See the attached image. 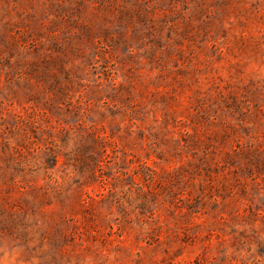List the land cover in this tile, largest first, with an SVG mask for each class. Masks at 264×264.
Masks as SVG:
<instances>
[{
    "label": "rangeland",
    "instance_id": "obj_1",
    "mask_svg": "<svg viewBox=\"0 0 264 264\" xmlns=\"http://www.w3.org/2000/svg\"><path fill=\"white\" fill-rule=\"evenodd\" d=\"M0 264H264V0H0Z\"/></svg>",
    "mask_w": 264,
    "mask_h": 264
}]
</instances>
